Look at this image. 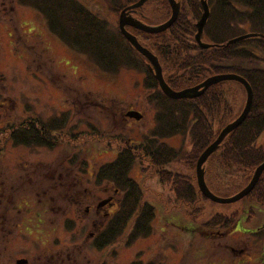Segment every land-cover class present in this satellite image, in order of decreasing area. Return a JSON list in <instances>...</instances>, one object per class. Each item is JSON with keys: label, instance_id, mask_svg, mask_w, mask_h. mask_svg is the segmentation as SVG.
Returning a JSON list of instances; mask_svg holds the SVG:
<instances>
[{"label": "rangeland", "instance_id": "obj_1", "mask_svg": "<svg viewBox=\"0 0 264 264\" xmlns=\"http://www.w3.org/2000/svg\"><path fill=\"white\" fill-rule=\"evenodd\" d=\"M78 1L114 30L119 27L111 1ZM158 5L156 0L148 2L144 15L155 16ZM147 23L156 26L158 21ZM138 36L142 45L151 43ZM141 65L106 72L57 37L38 10L18 0H0V128L67 115L66 131L56 135L52 148L15 146L5 130L0 137V237L11 233L0 246V264H18L19 259L28 264H236L242 247L251 245L252 253H262L263 234L245 232L264 225V206L248 198L216 204L202 195L195 203L180 202L172 185L163 182L143 156L131 176L143 191V201L155 209L152 234L129 244L131 225L114 245L94 247L93 237L108 222L96 213L97 204L122 199L113 185H97L94 171L114 161L124 143H141L156 125L158 109L149 99L156 92L144 86L147 73ZM165 72L168 75L169 69ZM230 87L237 89L229 92L237 113L244 94L236 83ZM128 111L143 118H129ZM162 142L182 153L191 149L185 136ZM195 168L180 159L166 170L189 177L197 187ZM205 180L215 196L227 199L245 187L248 173L224 166L219 152L205 164ZM10 187L16 188L13 199L4 194ZM109 211L115 213L117 207ZM218 215L229 217L231 225H214Z\"/></svg>", "mask_w": 264, "mask_h": 264}, {"label": "trees", "instance_id": "obj_2", "mask_svg": "<svg viewBox=\"0 0 264 264\" xmlns=\"http://www.w3.org/2000/svg\"><path fill=\"white\" fill-rule=\"evenodd\" d=\"M108 1L113 3L114 12L120 14L124 8L136 4L139 0H124V4H121L122 0ZM156 1L159 5L155 16L144 15V7L136 13L140 15L138 19L143 23L152 19L158 21L157 25H162L171 18L172 9L169 2ZM207 2L210 18L204 29L203 40L212 45L209 49L200 48L195 40L197 23L203 13L200 0H180L179 17L165 32H134L137 33L135 35L138 39V35L142 34L151 42L143 45L158 57L165 81L174 91L193 88L211 77L227 74L242 77L250 84L254 98L249 115L214 153L215 155L220 152L224 166L247 172V186L254 171L264 162V140L260 141L264 135V38H248L230 45L228 42L246 34L264 35V0ZM18 4L38 10L57 37L72 49L92 58L106 72L115 73L121 68L140 69L141 63L144 64L143 69L147 73L144 86L150 92H156L149 97L158 109L156 125L141 143H124L114 161L105 163L94 171L95 183L113 185L115 190L122 194V199L117 205V211L92 241L97 249L108 248L114 245L131 225L129 244L149 237L153 232L156 213L152 205L143 201V191L131 176L137 158L141 159L143 156L149 160L159 172L161 180L172 185L180 202L195 203L199 195H202L198 186H194L189 177L171 173L166 168L180 159L196 167L200 156L217 139L220 132L242 113L246 103L245 88L233 81L244 94V102L237 113L232 110L229 101V92H232V89L237 90L230 87L232 82L218 83L196 98L170 99L161 91L154 74L147 66L146 59L122 35L119 27L114 30L110 22L99 14L95 15L83 6V3L78 0H18ZM236 32L240 34L234 35ZM166 69H169L168 75ZM66 122L65 114L49 122L30 118L20 124H11L4 130L9 131V140L15 146L52 148L58 140L56 135L62 136L66 131ZM4 130L0 128V137ZM174 136L188 137L191 149L182 153L162 142L163 139ZM15 189L12 187L4 194L11 195L10 199H13L12 191ZM246 198L250 199L252 204L264 206V173ZM11 207L3 211L4 221ZM213 222L221 228L232 223L231 219L224 215H218L217 220ZM8 235L1 234V247L5 246ZM149 264H155V261Z\"/></svg>", "mask_w": 264, "mask_h": 264}, {"label": "water", "instance_id": "obj_3", "mask_svg": "<svg viewBox=\"0 0 264 264\" xmlns=\"http://www.w3.org/2000/svg\"><path fill=\"white\" fill-rule=\"evenodd\" d=\"M149 0H139L136 4L131 5L124 9L119 18V27L120 31L123 34V36L128 40V42L133 46V48L141 55L143 56L148 62H149V68L152 73H154L155 78L159 84V87L161 91L170 99L173 100H183V99H192L201 96L204 94L210 87L222 83V82H238L246 90V103L245 107L240 114V116L232 123L227 125L219 134L217 139L204 151V153L200 156V158L197 161L196 164V177H197V183L199 190L201 194L210 200L213 203L216 204H233L236 202H239L246 198L256 187L258 181L260 180L262 174L264 173V162L254 171V174L248 183V185L242 189L239 193L236 195L227 198L222 199L217 196H215L210 189L208 188L206 181H205V164L207 163L208 159L219 149L221 144L224 142V140L227 138V136L233 132L235 129H237L247 118V116L250 113L252 104H253V90L250 84L243 79L242 77H239L237 75H218L211 77L204 81L202 84L185 89L182 91H174L169 87V85L166 83L163 75V70L160 65L159 59L147 48L142 46L137 37L133 34L129 33L126 30V27H133L134 29H137L139 31L149 33V34H159L162 32L167 31L178 19L180 14V0H167L170 4V7L172 9V15L171 18L164 24L159 26H148L141 21L135 19L131 15L128 14L130 10H136L142 8ZM201 5L203 8L202 16L197 23V34L195 36V40L198 44V46L202 49H209L212 45L206 44L202 41L204 29L207 25V22L210 18V7L208 5L207 0H200ZM255 37H261L264 38V35H258V34H246L243 36H240L238 38L232 39L228 42V45L235 44L239 41L248 39V38H255ZM130 117L135 118L136 120H140L141 116L138 114H129ZM109 202V200L104 201L99 204V207H102L106 205ZM26 261H19V264L25 263Z\"/></svg>", "mask_w": 264, "mask_h": 264}, {"label": "flooded vegetation", "instance_id": "obj_4", "mask_svg": "<svg viewBox=\"0 0 264 264\" xmlns=\"http://www.w3.org/2000/svg\"><path fill=\"white\" fill-rule=\"evenodd\" d=\"M136 13H138V10H130L128 12L129 15H131V16H133L135 18H138L140 15H138ZM145 24H147V23H145ZM147 25H149V24H147ZM127 29L130 32H132V30H133L131 27H127ZM135 112H137V111H135ZM130 113H132V111H128L126 113L127 117H128V114H130ZM111 199L112 200L110 201V203L107 204L106 206H103V207H100V208H98L96 206V213L99 214V215H102V216L104 215L107 218V220H109L110 217L113 214L109 210L117 207V205H118V204L114 203L112 197H111ZM109 207L111 209H108ZM238 227H239V224L237 226H235V228H238ZM102 228H101V230H102ZM236 231H237V229H236ZM245 233L261 234V235L263 234V240H262L263 249H262V253H260V255H258V254L255 255V253H252V251H251V245H249L247 247L248 248L247 250L244 247H242L241 249H238V252H239V253H237L238 261H237L236 264H257V263L264 264V225L262 227H259L256 231H253V232L247 231ZM95 236L93 238H95ZM245 252H247V253H245ZM20 260L26 261L25 263H21V264H28V260H26V259H19L18 261H20Z\"/></svg>", "mask_w": 264, "mask_h": 264}]
</instances>
